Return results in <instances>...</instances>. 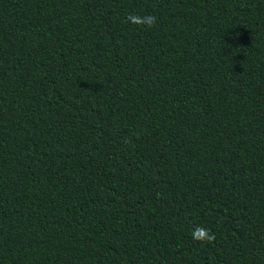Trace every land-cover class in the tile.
I'll return each instance as SVG.
<instances>
[{
  "label": "trees",
  "instance_id": "16d2710c",
  "mask_svg": "<svg viewBox=\"0 0 264 264\" xmlns=\"http://www.w3.org/2000/svg\"><path fill=\"white\" fill-rule=\"evenodd\" d=\"M0 264H264V0H0Z\"/></svg>",
  "mask_w": 264,
  "mask_h": 264
},
{
  "label": "clouds",
  "instance_id": "9594fccd",
  "mask_svg": "<svg viewBox=\"0 0 264 264\" xmlns=\"http://www.w3.org/2000/svg\"><path fill=\"white\" fill-rule=\"evenodd\" d=\"M126 19L133 24L147 26L149 28L153 27L156 23V17L152 15L138 16L129 14ZM192 236L193 239L198 241L212 242L215 239L214 234H211L210 231L206 228H197L192 233Z\"/></svg>",
  "mask_w": 264,
  "mask_h": 264
}]
</instances>
